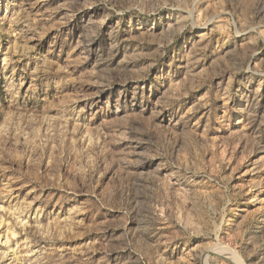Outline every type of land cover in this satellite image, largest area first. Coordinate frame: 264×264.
<instances>
[{"label": "rangeland", "instance_id": "obj_1", "mask_svg": "<svg viewBox=\"0 0 264 264\" xmlns=\"http://www.w3.org/2000/svg\"><path fill=\"white\" fill-rule=\"evenodd\" d=\"M0 264H264V0H0Z\"/></svg>", "mask_w": 264, "mask_h": 264}]
</instances>
